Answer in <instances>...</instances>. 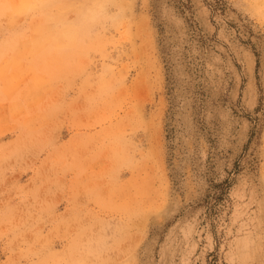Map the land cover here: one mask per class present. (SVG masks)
Masks as SVG:
<instances>
[{
    "label": "rangeland",
    "instance_id": "rangeland-1",
    "mask_svg": "<svg viewBox=\"0 0 264 264\" xmlns=\"http://www.w3.org/2000/svg\"><path fill=\"white\" fill-rule=\"evenodd\" d=\"M0 264H264V0H0Z\"/></svg>",
    "mask_w": 264,
    "mask_h": 264
},
{
    "label": "bare ground",
    "instance_id": "bare-ground-1",
    "mask_svg": "<svg viewBox=\"0 0 264 264\" xmlns=\"http://www.w3.org/2000/svg\"><path fill=\"white\" fill-rule=\"evenodd\" d=\"M79 28V27H78ZM72 29V28H71ZM79 30V29H78ZM261 227V226H260ZM258 232V231H257ZM258 234V233H257ZM258 238H260V237H258ZM243 240H244V238H243ZM241 241V240H240ZM258 242H259V240H258ZM241 245L243 244V243H240ZM250 244V243H249ZM258 244V243H257ZM248 245V244H247ZM237 246V245H236ZM240 246V245H239ZM243 246V245H242ZM246 246V244H244V247ZM251 246V245H250ZM238 248V247H237ZM246 248H247V246H246ZM252 248V247H251ZM247 250V249H246ZM244 251V250H243ZM250 251V250H249ZM250 254V253H249Z\"/></svg>",
    "mask_w": 264,
    "mask_h": 264
}]
</instances>
